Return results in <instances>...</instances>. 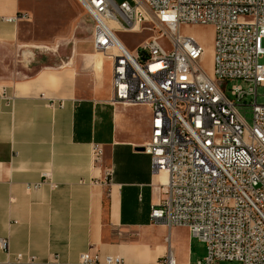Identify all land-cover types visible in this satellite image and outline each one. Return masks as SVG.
Here are the masks:
<instances>
[{
    "label": "built area",
    "instance_id": "obj_1",
    "mask_svg": "<svg viewBox=\"0 0 264 264\" xmlns=\"http://www.w3.org/2000/svg\"><path fill=\"white\" fill-rule=\"evenodd\" d=\"M76 1L92 20L94 49L110 63L109 101L150 109L142 149L162 195L150 221L186 227L203 242L196 264H264V103L256 102L264 87V0ZM28 18L20 11L3 20ZM185 24L212 26L211 74L200 65L201 43L180 32ZM143 28L151 33L129 50L118 33ZM246 96H253L251 123L239 111ZM93 155H101L97 145ZM0 248L7 251L3 238ZM99 262L95 253L79 255L80 264ZM151 264L178 263L168 250Z\"/></svg>",
    "mask_w": 264,
    "mask_h": 264
},
{
    "label": "crops",
    "instance_id": "obj_2",
    "mask_svg": "<svg viewBox=\"0 0 264 264\" xmlns=\"http://www.w3.org/2000/svg\"><path fill=\"white\" fill-rule=\"evenodd\" d=\"M20 11L24 0H0V264H31L29 256L33 264H80L82 252L97 254V264L106 256L151 264L168 250L178 264H196L205 250L186 227L149 218L162 196L142 149L150 109L109 101L105 57L93 83L69 64L14 68L29 50L18 40L22 21L3 18Z\"/></svg>",
    "mask_w": 264,
    "mask_h": 264
},
{
    "label": "rangeland",
    "instance_id": "obj_3",
    "mask_svg": "<svg viewBox=\"0 0 264 264\" xmlns=\"http://www.w3.org/2000/svg\"><path fill=\"white\" fill-rule=\"evenodd\" d=\"M24 5L29 18L21 22L18 40L23 50H29V54L24 55V60L17 55V60L13 62L14 68L19 67L29 74L37 68H57L69 64L84 75L87 83L100 81V73L95 68L94 61L104 57L92 45V20L77 1L24 0ZM180 32L192 35L201 43L204 52L200 58V65L206 73L211 74L212 26L185 24L180 27ZM150 33L149 29L143 28L138 33H118V35L129 50H134V47ZM261 45L264 46V39L261 40ZM163 47L169 48L167 43H164ZM27 60L29 63L25 65ZM259 62L264 64V54L259 58ZM103 74L105 77L110 75L108 59L105 61ZM14 77L20 78L22 74L16 73ZM230 85L231 82L227 84V89ZM256 93V102L264 103V87H258ZM252 100L253 96H246L244 98L246 106L239 109L247 123H251V107L248 104ZM193 245L198 251L205 250L204 243L196 238ZM229 264H237V262L231 261Z\"/></svg>",
    "mask_w": 264,
    "mask_h": 264
},
{
    "label": "bare ground",
    "instance_id": "obj_4",
    "mask_svg": "<svg viewBox=\"0 0 264 264\" xmlns=\"http://www.w3.org/2000/svg\"><path fill=\"white\" fill-rule=\"evenodd\" d=\"M186 27H187V26H186ZM194 38H195V37H194ZM97 63H98V58L94 61V66H96ZM165 176H166V172H165V171H162V173H161V177H162V179H165Z\"/></svg>",
    "mask_w": 264,
    "mask_h": 264
}]
</instances>
